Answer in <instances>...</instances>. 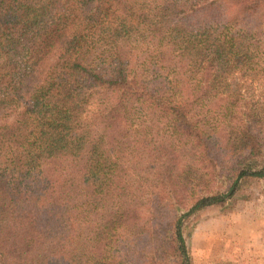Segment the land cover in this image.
Returning a JSON list of instances; mask_svg holds the SVG:
<instances>
[{"label":"trees","instance_id":"obj_1","mask_svg":"<svg viewBox=\"0 0 264 264\" xmlns=\"http://www.w3.org/2000/svg\"><path fill=\"white\" fill-rule=\"evenodd\" d=\"M262 178L264 0H0V264H192Z\"/></svg>","mask_w":264,"mask_h":264},{"label":"rangeland","instance_id":"obj_2","mask_svg":"<svg viewBox=\"0 0 264 264\" xmlns=\"http://www.w3.org/2000/svg\"><path fill=\"white\" fill-rule=\"evenodd\" d=\"M182 230L192 264H264V178L248 180L225 204L198 210Z\"/></svg>","mask_w":264,"mask_h":264},{"label":"crops","instance_id":"obj_3","mask_svg":"<svg viewBox=\"0 0 264 264\" xmlns=\"http://www.w3.org/2000/svg\"><path fill=\"white\" fill-rule=\"evenodd\" d=\"M253 223V225H255V224H258V223H255V221H252ZM262 222V221H261ZM257 227H260L259 225H256ZM264 238V237H263Z\"/></svg>","mask_w":264,"mask_h":264}]
</instances>
